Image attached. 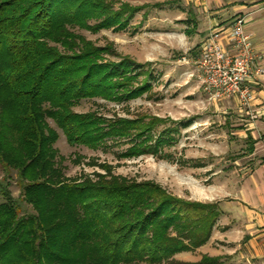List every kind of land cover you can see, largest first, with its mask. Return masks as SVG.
<instances>
[{
  "label": "trees",
  "instance_id": "obj_1",
  "mask_svg": "<svg viewBox=\"0 0 264 264\" xmlns=\"http://www.w3.org/2000/svg\"><path fill=\"white\" fill-rule=\"evenodd\" d=\"M121 6L113 11L106 0H0V162L28 181L26 200L36 211L20 214L0 182V264L217 262L207 256L194 263L173 259L209 240L220 215L217 203L114 175L106 165L95 179L70 180L53 147L58 133L47 117L71 145L107 148L108 141L126 138L131 147L123 154L129 155L153 138L156 117L105 119L74 110L82 99L118 100L149 88L146 80L132 86L143 73L134 61H100L106 48L75 32L125 28L137 7ZM177 128H165L154 147L140 152L167 144Z\"/></svg>",
  "mask_w": 264,
  "mask_h": 264
},
{
  "label": "rangeland",
  "instance_id": "obj_2",
  "mask_svg": "<svg viewBox=\"0 0 264 264\" xmlns=\"http://www.w3.org/2000/svg\"><path fill=\"white\" fill-rule=\"evenodd\" d=\"M106 2L113 11L121 5L137 7V10L123 29L99 27L88 30L77 27L75 32L96 46L106 48L99 54L100 61L115 63L125 57L134 61L143 73L138 75L132 86L146 80L149 88L142 94L123 96L118 100L100 96L82 99L74 110L80 113L94 111L105 119L139 116L148 122L150 117H156L159 121L151 131L152 146L156 145L155 138L165 128L177 125L178 131L171 132L173 139L167 144L158 146L156 150L152 148L154 152L151 149L140 152L142 146L150 147L148 141L137 147V154L124 155L123 152L131 147L126 138L108 141L107 148L71 145L62 129L47 117L49 126L58 133L53 147L63 158L66 177L70 180L95 179L97 173H104L102 165H106L114 175L153 181L183 198L229 197L225 188L230 193L242 174V171L234 169V166L238 167L235 163L244 165L251 162L246 154H240L248 143L244 139L239 140L236 134L242 123L238 101L229 96L204 93L196 78L193 61L198 57L199 44L194 35L196 27L192 26L190 18L194 16L197 19L200 15L197 6L191 0ZM148 72L150 78L147 77ZM239 108L243 111L241 113L252 118L254 112H248L240 105ZM0 182L8 185L20 214L36 212L26 200L24 185L28 181L21 180L16 169L7 170L0 162ZM3 201L5 199L0 196V202ZM183 252L186 254H181ZM183 252L175 254L173 259L184 262V259H195L201 255L196 249Z\"/></svg>",
  "mask_w": 264,
  "mask_h": 264
},
{
  "label": "crops",
  "instance_id": "obj_3",
  "mask_svg": "<svg viewBox=\"0 0 264 264\" xmlns=\"http://www.w3.org/2000/svg\"><path fill=\"white\" fill-rule=\"evenodd\" d=\"M191 1L200 14L197 19L194 16L190 18L192 26L196 27L194 35L199 46L211 29H226L236 17L244 15V31L261 56L264 68V0ZM247 109L254 112L251 119L241 113L243 111L238 105L242 123L236 134L239 140L244 139L248 143L240 154H246L251 162L244 165L235 163L238 167L234 166V169L242 171V174L230 193L225 188L229 197L192 199L217 203L220 215L209 240L196 249L201 255L195 259H184V262H197L202 256H207L216 257L215 264H264V73L254 87L253 99Z\"/></svg>",
  "mask_w": 264,
  "mask_h": 264
},
{
  "label": "built area",
  "instance_id": "obj_4",
  "mask_svg": "<svg viewBox=\"0 0 264 264\" xmlns=\"http://www.w3.org/2000/svg\"><path fill=\"white\" fill-rule=\"evenodd\" d=\"M245 19L242 15L226 29H211L201 41L193 63L204 93L233 97L240 107L247 109L264 68L261 56L244 31Z\"/></svg>",
  "mask_w": 264,
  "mask_h": 264
}]
</instances>
